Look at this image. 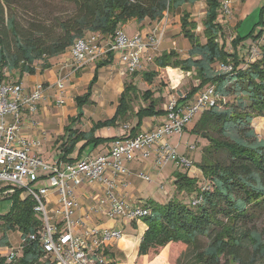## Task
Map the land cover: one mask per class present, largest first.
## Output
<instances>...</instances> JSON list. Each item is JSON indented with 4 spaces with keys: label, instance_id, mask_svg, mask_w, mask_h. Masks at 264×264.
<instances>
[{
    "label": "trees",
    "instance_id": "obj_1",
    "mask_svg": "<svg viewBox=\"0 0 264 264\" xmlns=\"http://www.w3.org/2000/svg\"><path fill=\"white\" fill-rule=\"evenodd\" d=\"M200 1L62 0L68 10L54 20L53 26L31 23V28L26 29L17 19L21 1L0 0V84L20 83L22 76L34 75L40 61L41 69H48L49 59L64 54L88 33L112 37L118 28L146 20L161 22L167 15ZM205 3L202 21L205 43L196 34L197 23L184 10L181 34L190 44L188 57L182 58L175 50L163 52L155 58L154 69L131 74L133 79L140 77L147 86L139 97L146 106L135 110L139 90L133 82H126L112 118L94 123L89 131L74 128L84 117L83 107L94 104L91 97L98 79L96 73L87 92L76 99L79 113L70 119L61 139L60 159L75 162L90 146L125 138L97 137L96 133L102 129L127 125L135 119L137 123L130 137H137L144 119L166 114L160 108L167 96L164 92L169 94L180 86L178 81L171 83L168 69L172 80L176 71L171 69H178L199 82L180 101L191 99L203 88L215 87L216 105L203 112L190 130L208 142L196 164L202 179L189 172H175L177 194L186 193L191 201L183 202L175 195L166 203L146 204L150 215L141 220L146 225L141 241L139 236L121 242L130 258L128 264L146 258L151 251L160 249L168 255L181 247L185 249L177 259L178 264H264L262 236L248 228L264 211V139L258 137L253 127L256 118L264 117V44L260 46V57L252 62L240 54L242 37L234 38L233 50H227L219 41L224 36V29L217 21L221 0H205ZM260 14V23L247 36L255 43L263 36V30L258 32L257 28L264 25V8ZM113 59L109 53L97 62V68L111 64ZM218 65L229 66L231 70H218ZM198 198L201 202L194 206L192 201ZM39 226L31 199L21 201L16 197L11 211L0 217L1 248L11 247V232H19L22 240H27L15 264H41L42 248L28 238ZM115 257L113 252L112 264H119ZM0 264H6L5 257L0 256Z\"/></svg>",
    "mask_w": 264,
    "mask_h": 264
},
{
    "label": "built area",
    "instance_id": "obj_2",
    "mask_svg": "<svg viewBox=\"0 0 264 264\" xmlns=\"http://www.w3.org/2000/svg\"><path fill=\"white\" fill-rule=\"evenodd\" d=\"M231 0H221V11L230 18ZM264 29V28H263ZM165 35V28L157 22L146 34L127 35L118 28L112 37L97 33H88L70 47V55L77 68L92 61L105 59L109 53L118 55L120 62L129 74L145 70L143 56L149 49L158 50ZM251 48L250 61L260 57L259 47ZM153 63L155 58L148 57ZM218 70L230 71L229 66H219ZM62 88V82H58ZM44 86H35L25 90L20 83L0 84V201L15 198L33 201V212L40 223L35 233L29 235V241L38 243L43 251L41 264H112L111 254L115 252L124 238L122 229L94 226L84 228L82 220H75L78 208L75 190L85 184H97V191L91 199L95 203V212L103 213L111 221L121 222L122 227L129 220L139 222L150 215V209L140 207L120 196V190L127 188L129 171L127 162H133L138 156L149 158L156 156L158 167L175 160L192 169V162L180 159L176 150L166 142L174 134L182 135L188 124L197 114H202L216 105L215 87L201 89L186 101V96L177 98L171 95L164 105L167 121L153 130L114 140L106 154L95 158L84 157L75 162L61 159L48 163L33 153L40 145L38 141L28 140L22 133L26 122L38 112L39 103L44 97ZM61 102V101H60ZM139 178L150 182L151 178L140 174ZM163 189V188H162ZM59 197V207L50 209V193ZM201 199H194L198 205ZM27 240H22L18 248H10L5 254L6 264H15L22 256Z\"/></svg>",
    "mask_w": 264,
    "mask_h": 264
},
{
    "label": "crops",
    "instance_id": "obj_3",
    "mask_svg": "<svg viewBox=\"0 0 264 264\" xmlns=\"http://www.w3.org/2000/svg\"><path fill=\"white\" fill-rule=\"evenodd\" d=\"M239 1L241 2L242 0H232V3L235 5ZM156 23L157 22H150L146 20L141 24H137L138 30L132 31L128 35L133 36L139 33H141L142 35H146L152 30ZM161 23L165 28L163 42L158 48V50L149 49L143 56L145 70H147L150 66H153L151 69L155 68L154 62H148V57L152 56L154 58H157L163 52H169L171 50H175L179 54L181 52V50H179V48L176 46L177 42L172 40V32H174V30L171 27L172 23L170 15H167L161 21ZM132 27L135 28V26ZM180 38L184 39L182 34L179 36L178 39ZM181 44L183 49L185 47V50L189 52L190 46H186L183 42H181ZM252 47L253 46H251L250 49ZM180 56L182 58L188 57L187 54H180ZM48 63L50 65L48 69L37 68V71L34 75H24L21 77L20 84L27 91H31L35 86L40 84H42L45 88L44 97L43 100L39 103L38 112L32 118L33 122H26L22 127V133L28 140L40 142V145L37 146L33 151V153L36 154L39 158L44 160V153L52 151L58 154V159L55 160L58 161L60 160L61 154L63 152V143L61 139L64 136L65 128L69 125L70 119L72 117H76L80 110L77 107L76 99L80 96H83L87 92L88 86L94 79L96 73L98 74V79L95 86L93 87L91 97V100L94 102V104L90 106L96 109V112H94L95 116H91L88 118L89 130L91 129L94 123L110 119L115 115L120 95L124 91L125 83L131 82V74L127 72L126 67L120 62L118 55L114 56L113 62L111 64L101 67L99 69L97 68L96 61L89 62L83 67L77 68L70 55L69 50H67L64 54L58 57L51 58ZM171 70L176 71L178 82H180L181 84V79H183L182 77L184 76V73H182L178 69ZM168 74L171 79V83L175 84L170 76L169 69ZM139 79L140 78L137 77L134 80L137 83ZM59 81L62 82V88L58 86ZM165 93L167 92L165 91L164 94ZM85 109L86 107L83 111L84 117L81 119L80 122L73 125L74 128H82V125L87 123V119L85 118ZM166 121V114L164 116H154L146 118L142 123V127L139 133L153 130L157 126L165 123ZM119 128L120 126L112 129L118 130ZM131 130L132 127L127 126L128 132L124 135L121 133V135L125 137L130 136ZM112 133L114 132L111 130V133L108 137H116L117 134L114 135ZM96 136L99 137L98 132L96 133ZM111 143L112 142H108L99 145L98 147L90 146L83 153V156L79 159H82L84 157L95 158L101 154H106L110 149ZM142 159L143 158L140 155L136 158L135 161L126 163V166L129 171V176L127 177L128 186L127 188L120 190L119 194L122 198H125L127 201L131 202L134 205L146 207V203L142 204L141 202H144L147 196H149V199L151 201L155 200V189L158 188V186L161 184V180L165 172L163 169L164 167L159 169L152 164V161L144 162ZM192 171H195V174L197 175L195 177L197 178L199 170L197 168H193ZM141 172L151 176V181L149 182L151 183L153 181L151 185L139 178V175L142 174ZM162 188L163 186L161 187V189ZM96 191L97 184H85L75 190V195L78 201V208L75 211L74 219H80L84 222V225L80 227L78 233H81L84 228L88 227L101 226L116 228L118 224L115 221L109 220V218H107L105 214H97L95 212V203L93 202L91 197L96 193ZM49 198L50 209H56L57 207H59V197L55 192H51ZM133 198L135 199L133 200ZM130 199H132L133 201H131ZM165 199V197H162V199L159 200L164 201ZM163 201L158 202L165 203ZM131 225L132 227L134 226L133 228L136 230L141 231L143 229L140 234L141 241L142 235L146 229V225L142 221L135 223L133 222L131 223ZM9 249L10 248L0 247V254H5ZM124 251L126 252V250ZM127 255L128 253L126 254V258ZM115 260L117 261L116 257ZM125 264H128V262H125Z\"/></svg>",
    "mask_w": 264,
    "mask_h": 264
},
{
    "label": "rangeland",
    "instance_id": "obj_4",
    "mask_svg": "<svg viewBox=\"0 0 264 264\" xmlns=\"http://www.w3.org/2000/svg\"><path fill=\"white\" fill-rule=\"evenodd\" d=\"M21 5H18L17 10V19L23 24V26L26 29H30L31 23H41L45 26L51 27L54 24V20L58 18V16L62 15L68 10V7L62 2V0H20ZM264 8V0H242L239 1L237 4H233L231 0V4L229 5L230 9V18H226L221 11V8L218 12V23L223 27L224 29V36L222 37L221 42H223L227 48V50L232 51L231 47V41L236 37H242L243 43L241 44L239 51L241 56L246 58V61H249L251 58V46L260 45L261 41L259 40L258 43L253 42V40L249 37H247L251 31L260 23L261 20V11ZM186 10L191 14V19L197 23L198 27L196 30V34L200 38V40L205 43V39L203 37V26L202 21L205 17L206 13V4L205 1L197 2L194 5H186L184 8L179 10L177 13L170 15L172 28L174 30L172 35V40L177 42V47L179 50H181V55H188V52L185 50V47L183 49L181 42H183L186 46H190L189 42L184 38H179L181 35V17L183 11ZM132 26H135L132 27ZM180 26V27H179ZM264 25H260L257 28V31L264 30ZM263 27V28H262ZM53 29V28H51ZM137 23L126 25L123 28V31L128 35L132 31H137ZM180 32V33H179ZM247 37V38H246ZM245 38V39H244ZM179 40V41H178ZM260 43V44H259ZM260 49V47H259ZM261 51V50H260ZM50 59L47 61L49 62ZM37 67L41 68L42 61L37 62ZM153 66L148 67V69H151ZM144 71V70H143ZM143 71H140L139 74H141ZM146 71V70H145ZM177 74V73H176ZM184 76L181 79V84L177 91H170L169 94L166 93L165 99H163L162 104L160 105V108H163V105L167 102L168 98L171 95L176 96L177 98H180L182 96H186L189 92H191L192 88L197 86L199 82L194 78L193 75L183 74ZM140 78V77H139ZM131 82H133L138 87V98L141 97V94L143 91L147 89V86L145 83L142 82L141 79L136 83L135 80L132 78V75L130 76ZM173 81H178L177 75L174 76ZM147 104L141 100V98L136 99V102L134 103V108L137 111L141 106H146ZM88 106V107H87ZM84 106L82 111H84V108L86 107V115L85 118L87 119V123L82 125V128H79V130L82 131H88V118L93 117L94 112H96V109L93 107H90L92 105ZM201 114H197L193 121L188 124L187 128L183 132V134L180 136L178 135H172L166 138V142H169L168 145L176 150V155L180 159L186 160L188 163L192 162L193 165L191 166L192 169L197 168L196 164L200 162L201 156H202V150L203 148L208 144V142L196 135H193L190 133V130L194 127V125L197 123V121L200 119ZM136 120L132 119L131 122L127 123V125H120V128L118 130L113 129H102L98 132V136L100 137H108L111 133V130L114 132L112 134H117L116 137H122L125 133H127V126H131L132 128L136 125ZM253 127L256 130V133L258 134V137L260 139H264V117L255 119L253 122ZM121 133L123 135H121ZM44 160L47 162H54L56 159H58V154L52 151L45 152L43 156ZM144 162L152 161V164L161 169L162 167H158L156 164V156L155 154H151V157L148 159L143 158ZM164 172L163 178L161 180V184L156 188L154 197L156 202L163 201L159 200L162 199V197L166 198L163 202H167L171 200L174 196L178 197L179 200H182L183 202H190L191 196L187 195L186 193H183L182 195L177 194V189L175 186V181L173 178V175L175 172H189L191 176H197L195 174V171H192L188 169L187 165L184 163L177 164L175 160H172L171 162L165 164L164 166ZM198 169V168H197ZM142 173V172H141ZM145 174V173H142ZM151 178L150 175L145 174ZM198 180L202 179L201 172L198 173ZM146 182V181H145ZM153 182V181H152ZM149 183L150 185L152 184ZM163 186V190L161 187ZM135 198H133L134 200ZM133 201L132 199H130ZM151 201L149 199V196H147L146 200L144 202H141L142 204H147ZM13 207V200L12 199H3L0 201V217L6 216ZM134 227V226H133ZM131 225V222L128 220L125 223V227H122L121 222H119L116 226L117 229H122L124 233V238L128 239H134L139 238L141 231L134 229ZM250 231H254L259 233L262 236V239L264 241V211L259 213L257 215V219L252 222V224L248 227ZM2 232H0V239L2 237ZM9 240L11 243L10 248H18L22 243V238L20 236L19 232H11L9 233ZM203 243H206V241H203ZM185 247H181L180 250L176 253H172V251L168 255H164L163 250L158 251H151L150 254L143 259H137V261L133 264H178L177 259L183 252ZM127 252L124 251V248L121 246V242L119 246L115 250V256L117 261L120 264H125V262L130 261V258L127 255ZM186 261V258H185ZM14 264V263H13Z\"/></svg>",
    "mask_w": 264,
    "mask_h": 264
},
{
    "label": "bare ground",
    "instance_id": "obj_5",
    "mask_svg": "<svg viewBox=\"0 0 264 264\" xmlns=\"http://www.w3.org/2000/svg\"><path fill=\"white\" fill-rule=\"evenodd\" d=\"M123 239H124V238H123ZM123 239H122V241H123ZM122 241H121V242H122Z\"/></svg>",
    "mask_w": 264,
    "mask_h": 264
}]
</instances>
